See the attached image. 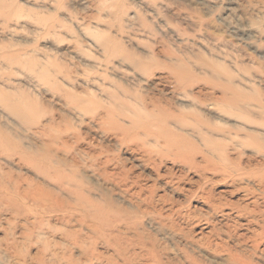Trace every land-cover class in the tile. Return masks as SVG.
<instances>
[{
	"label": "rangeland",
	"instance_id": "rangeland-1",
	"mask_svg": "<svg viewBox=\"0 0 264 264\" xmlns=\"http://www.w3.org/2000/svg\"><path fill=\"white\" fill-rule=\"evenodd\" d=\"M254 199L264 0H0V264H264Z\"/></svg>",
	"mask_w": 264,
	"mask_h": 264
},
{
	"label": "bare ground",
	"instance_id": "bare-ground-1",
	"mask_svg": "<svg viewBox=\"0 0 264 264\" xmlns=\"http://www.w3.org/2000/svg\"><path fill=\"white\" fill-rule=\"evenodd\" d=\"M75 191H71L73 193ZM77 204L81 205V210L84 211L85 213H88L91 218L97 221L95 223V228L96 226H103L107 225V210L106 206L102 205L101 203H91L89 204L88 202L82 203V199L80 197L76 198ZM253 204L252 207H249V204ZM250 203H245V204H239V203H233V202H228V203H215V202H210L209 203V208L211 211L214 213L216 212H222L223 207H226L231 211L235 213L236 218H241L244 219L245 225L246 226H252V225H258L259 222L264 221V218H259V215L261 212H264V209H256V205H258L257 200H252ZM228 212V211H227ZM232 212V213H233ZM231 213V212H230ZM226 214V213H225ZM229 214V213H228Z\"/></svg>",
	"mask_w": 264,
	"mask_h": 264
}]
</instances>
